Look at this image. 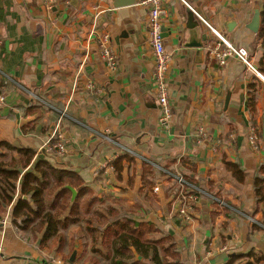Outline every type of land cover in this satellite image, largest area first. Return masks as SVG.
Wrapping results in <instances>:
<instances>
[{"label": "crops", "instance_id": "1", "mask_svg": "<svg viewBox=\"0 0 264 264\" xmlns=\"http://www.w3.org/2000/svg\"><path fill=\"white\" fill-rule=\"evenodd\" d=\"M114 1L0 0V144L45 155L46 140L60 127L66 151L46 153L50 162L76 172L106 203L137 220L148 221L136 210L150 217L179 243L182 264H227L252 251L264 256V0H186L196 13L193 23L186 4L165 2L173 110L165 127L148 8L136 0L115 9ZM257 12L254 33L249 27ZM103 33L111 36L116 70L99 56ZM222 40L246 49L254 68L237 58L220 64L212 52L224 48ZM109 158L122 159L121 180L101 172ZM152 168L205 190L190 221L169 216L177 212L178 185ZM188 243L196 253H188ZM0 247V264H79L86 253L70 238L58 252L54 241L42 244L21 231L12 207L0 218Z\"/></svg>", "mask_w": 264, "mask_h": 264}, {"label": "trees", "instance_id": "2", "mask_svg": "<svg viewBox=\"0 0 264 264\" xmlns=\"http://www.w3.org/2000/svg\"><path fill=\"white\" fill-rule=\"evenodd\" d=\"M260 35L264 37V28ZM114 166L112 175L121 180L122 159ZM68 187L78 193L74 202ZM105 204L76 172L55 167L46 154L0 144V218L12 207L13 223L21 231L40 238L42 244L54 241L58 252L66 243L62 233L78 227L92 239L91 253L107 264H182L174 237H165L154 223L137 220L129 210ZM238 262L264 264V256L252 251L227 264Z\"/></svg>", "mask_w": 264, "mask_h": 264}, {"label": "built area", "instance_id": "3", "mask_svg": "<svg viewBox=\"0 0 264 264\" xmlns=\"http://www.w3.org/2000/svg\"><path fill=\"white\" fill-rule=\"evenodd\" d=\"M166 1L167 0H144L142 2V4L148 8L149 13L148 36L154 51V82L157 102L161 111L159 122L162 127L168 126L173 121V110L168 89V74L171 68L172 58L165 50L163 39V19L166 16ZM178 1L186 4L189 9L195 13L194 9L186 2V0ZM99 15L100 13L97 14V17H99ZM95 20L97 21L96 18ZM203 22L207 25L205 21ZM222 41L225 44L224 48L217 47L212 52V55L219 61L220 64H225L229 58H237L249 69L254 68L249 58V53L246 49L237 48L224 40ZM111 42V36L108 33L101 34L97 41L98 51L99 56L107 64L109 69L116 70L118 57L111 47ZM89 87H91V85H89ZM3 102L4 98L0 97V105L3 104ZM59 128L60 127L57 126L46 140L43 150L44 154L48 153L54 157H61L65 154L66 147L63 143V136ZM104 138L108 141H112V139L109 137ZM250 142L251 145L257 149V136L255 133L250 136ZM115 162L116 158H109L101 167V172L106 176L112 175V173L115 171ZM179 182L183 185V187L188 186V184L182 179H179ZM198 200V196L190 195L187 192H179L176 201L178 205L177 210H179L178 219L190 221L191 213L194 210V205L191 202H197ZM0 251H2V247H0Z\"/></svg>", "mask_w": 264, "mask_h": 264}, {"label": "rangeland", "instance_id": "4", "mask_svg": "<svg viewBox=\"0 0 264 264\" xmlns=\"http://www.w3.org/2000/svg\"><path fill=\"white\" fill-rule=\"evenodd\" d=\"M153 169V168H152ZM154 171H156L157 173L158 172H160V173H162L163 175H165V176H171L172 175V179H174V181L176 182V184L178 185V187L175 189V191L177 192V191H179V192H187V193H189L190 195H194V196H198V198H199V200L202 198V197H206V195H204V191H202V190H199L196 186H193V185H190V184H188L187 183V181L184 179V178H182L181 177V175L180 174H177V173H173V172H171V171H166V170H164V169H161V168H159V170H157V168H154L153 169ZM177 178H179V179H182L185 183H187L188 184V186H185V187H183V185L179 182V179H177ZM108 183H110V182H108ZM157 188V187H156ZM172 193V192H171ZM152 194L153 195H155V193L154 192H152ZM177 200V199H176ZM108 201H110V200H108ZM107 201V202H108ZM137 201H138V203H140L141 202V199L140 198H138L137 199ZM194 206L196 205V203L197 202H195V201H192L191 202ZM108 205L109 204H111V203H107ZM107 204H105V206H107ZM125 204H128V203H125ZM129 205V204H128ZM135 209H138L137 207L135 208ZM175 210V209H174ZM173 210V211H174ZM161 211V210H160ZM178 211L179 210H177V212H173V216L172 215H169V216H171V217H174V216H176V218L178 219ZM194 211L195 210H193L192 211V215L194 214ZM138 211L136 210L135 211V213L137 214V215H139V216H143L144 217V219H146V220H148L149 222L150 221H152L151 219H150V217H148L147 215H144V214H142L141 212H138ZM179 214H180V212H179ZM181 215V214H180ZM142 217V218H143ZM165 218H168V219H170L169 217H165ZM178 220H180V221H185V220H183V219H178ZM147 221V222H148ZM175 234H177L178 236H180L181 237V239L183 238H186V237H184V233H185V231H179V232H174ZM155 234V236H157V233H154ZM62 235H64L65 237H66V240H69V238L71 239V241H77V242H81V244L82 245H84V248H85V250H86V253H85V255L82 257V259L80 260V262H79V264H105L102 260H101V258H99L98 256H95L94 254H92L91 253V251H92V249L94 248V243L92 242V239L91 238H88V237H86V235H85V233L82 231V230H80V228H78V227H70L69 228V230L67 231V232H64V233H62ZM151 234H149V236H150ZM162 236V234H160V235H158L157 237H161ZM186 236V235H185ZM180 239V238H179ZM87 243V244H86ZM74 243H72L71 245H69V247L67 248L68 250H66V255H67V258L68 257H70V255L72 254V252H73V249H74ZM176 245H177V249H180L181 251H182V249L180 248V246H178L179 245V243H177L176 242ZM64 246V245H63ZM185 249H187V251H188V253H190L191 251L193 252V253H196V251H195V249H194V246H192L190 243H188V247H186ZM69 253V254H68ZM197 256V255H196ZM197 259L199 260V259H201V257H199V256H197ZM99 260V261H98ZM174 260V259H173ZM173 260L172 259H169V261L170 262H173ZM194 260H196V259H193L192 261H194ZM240 262H238L237 264H239ZM147 264H152L151 262H148Z\"/></svg>", "mask_w": 264, "mask_h": 264}, {"label": "water", "instance_id": "5", "mask_svg": "<svg viewBox=\"0 0 264 264\" xmlns=\"http://www.w3.org/2000/svg\"><path fill=\"white\" fill-rule=\"evenodd\" d=\"M136 3V0H115L114 1V8L115 9H119V8H123V7H128V6H132ZM195 19V16H194V13H191L189 14V22L193 23ZM260 16H259V13L257 12L256 13V17H255V20L253 21V23L251 24V26L249 27V29L254 32V33H257L259 31V24H260ZM164 32V31H163ZM206 39L203 38V41H205ZM196 46V45H195ZM203 44L202 45H199L200 48H202ZM41 157H43V155H41ZM23 173V171H20ZM71 192H72V202L75 201L76 197H77V191L71 187H68ZM75 256L76 254H73L72 258H71V261L72 263H74V260H75Z\"/></svg>", "mask_w": 264, "mask_h": 264}]
</instances>
